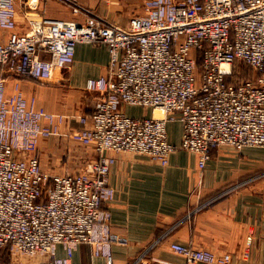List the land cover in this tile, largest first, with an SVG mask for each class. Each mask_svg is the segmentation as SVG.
<instances>
[{"label":"built area","instance_id":"obj_1","mask_svg":"<svg viewBox=\"0 0 264 264\" xmlns=\"http://www.w3.org/2000/svg\"><path fill=\"white\" fill-rule=\"evenodd\" d=\"M40 1L0 0V249L42 254V264H74V250L85 243L91 257L113 264L109 152L166 165L180 147L196 154L200 178L212 149L264 148V0H128L136 12L125 27L30 17ZM78 42L107 47V73H80ZM235 61L251 68L238 83L226 80ZM64 74L68 88L96 94L89 113L47 109L20 87L21 78L48 82ZM121 103L151 114L122 113ZM175 121L179 145L167 135ZM49 137L87 147L94 159L74 172L44 171L39 143ZM252 242L253 233L243 232L219 254L179 242L169 247L184 264H229L246 257Z\"/></svg>","mask_w":264,"mask_h":264},{"label":"crops","instance_id":"obj_2","mask_svg":"<svg viewBox=\"0 0 264 264\" xmlns=\"http://www.w3.org/2000/svg\"><path fill=\"white\" fill-rule=\"evenodd\" d=\"M29 12L33 18L47 16L80 23L101 19L125 27L136 9L128 0H41ZM108 64L104 44L75 45L74 65L80 73L97 77L107 73ZM66 74L48 82L21 78L20 87L26 97H33L47 109L59 105L89 113L96 94L68 88ZM141 108L143 113L140 110L139 115L131 116L151 114L149 108ZM167 135L170 142L179 145L181 124L168 123ZM46 139L39 143L41 162L51 155L53 166L81 169L94 159L87 147L73 153L61 138ZM109 154L115 157L108 175L115 190L109 205L113 264H184L185 258L170 249L171 242L219 254L233 249L243 232L253 233L250 252L246 257L233 256L229 264H264V148L212 149L200 178L196 176V154L180 147L170 154L166 165L130 152ZM63 254L62 245L57 244L56 255ZM44 260L42 254H11L6 247L0 249V264H42ZM72 261L105 264L102 257H91L85 243L77 245Z\"/></svg>","mask_w":264,"mask_h":264},{"label":"rangeland","instance_id":"obj_3","mask_svg":"<svg viewBox=\"0 0 264 264\" xmlns=\"http://www.w3.org/2000/svg\"><path fill=\"white\" fill-rule=\"evenodd\" d=\"M119 109H120V111L122 113H125V114H128V115H133V114L134 115H139L140 114V110H142V113H143V109L144 108H141L140 106L138 107V106H134V105H127L125 103H121L120 106H119ZM49 139L55 141L56 140V137H49ZM43 140L44 139H41V141H43ZM45 140H47V139H45ZM62 140H63V143H65L66 147L70 148L68 150L69 151H72L73 153L84 149V147L78 146V145H74L72 143H70L68 145V143H67V141L65 139H62ZM58 142H60V141H58ZM83 151H85V150H83ZM86 153L88 154V152H86ZM53 160L54 159H53V157L51 155L44 156L43 157V161H42L43 163L40 160V162H41V168L44 171H47L49 173H54V172H56V173H65V172H74V171L78 170V167L77 166L76 167L74 166V167H71V168H67V167L60 168V167H56L55 165L53 166L52 165V161ZM44 162H46L47 164L45 165ZM54 164H56V163H54Z\"/></svg>","mask_w":264,"mask_h":264},{"label":"trees","instance_id":"obj_4","mask_svg":"<svg viewBox=\"0 0 264 264\" xmlns=\"http://www.w3.org/2000/svg\"><path fill=\"white\" fill-rule=\"evenodd\" d=\"M241 64V65H240ZM251 76V68L246 63H239L235 61L232 65L231 73L226 77L229 82L238 83L239 81L249 78Z\"/></svg>","mask_w":264,"mask_h":264}]
</instances>
